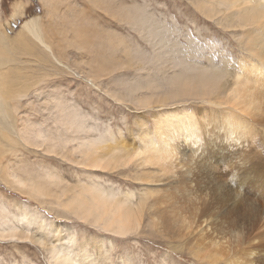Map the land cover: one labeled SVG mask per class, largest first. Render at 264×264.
<instances>
[{
	"label": "rangeland",
	"instance_id": "rangeland-1",
	"mask_svg": "<svg viewBox=\"0 0 264 264\" xmlns=\"http://www.w3.org/2000/svg\"><path fill=\"white\" fill-rule=\"evenodd\" d=\"M198 4L0 0L7 39L0 40V88L7 95H0V232L7 231L0 233V264H55L52 246L78 253L80 264H207L218 235L232 251L249 250L255 264H264V245L256 250L264 233V95L247 118L190 97L172 106L158 99L181 64L215 65L231 83L246 56L242 29L218 16L220 8L204 13ZM20 6L25 15L12 19ZM36 17L59 65L29 34L30 43L19 38L22 23ZM159 56L174 61L169 70ZM165 110L205 116L208 133L192 134L198 141L186 168L159 172L160 162L143 164L129 153L145 145L142 133L152 139L161 129L156 118ZM99 137L94 147L84 145ZM93 190L141 203L119 212L124 236L76 212L82 199L91 206L82 196ZM13 227H30L33 238L1 235ZM231 252L220 249L221 256ZM224 259L217 254L214 264Z\"/></svg>",
	"mask_w": 264,
	"mask_h": 264
},
{
	"label": "bare ground",
	"instance_id": "bare-ground-1",
	"mask_svg": "<svg viewBox=\"0 0 264 264\" xmlns=\"http://www.w3.org/2000/svg\"><path fill=\"white\" fill-rule=\"evenodd\" d=\"M198 1V8L202 12L205 13L207 9L218 7L220 8L218 16L220 15L221 18H226V22L237 24V26L242 29V36H240L241 52L246 53V56L242 59L240 70L232 77L231 83L227 81V78H224V76H228L227 72H223L221 68L215 65H212V68H209L203 64L194 63L192 64L193 68L190 69L187 68L185 64H181V74L170 69L171 75L164 80L163 84L164 87H166V90L164 88V92L158 96V99H161L160 103L163 104V102H167L168 105L172 106L175 105L174 102L190 97L195 102H201L200 104L217 105L223 109V111L234 113L243 118H247L246 112L249 115L256 114V111L259 109L258 104L260 103L261 97L264 95V0ZM45 2L48 3L49 0H45ZM24 13L25 11L23 12V7L20 6L15 12H13L11 18L22 17V15H25ZM209 15L211 16L210 13ZM46 17L49 16L46 15ZM39 19L40 18L36 17V19L30 18L24 21L19 29V38H21L25 44L30 43L29 39L24 37L25 34H29L33 41L45 50L51 59L59 65V58L54 54L52 44L45 37L43 23H40ZM7 35L6 32V36ZM4 36L5 31L3 29V31H0V40L5 44L7 39L4 38ZM0 50L1 52L5 50L3 44H1ZM158 60L161 61L168 70L174 62L172 60H165L161 56H159ZM166 62H168V64ZM190 71L194 72L190 75L186 74ZM222 83L225 85H222ZM158 88L161 89V87L153 85V89L159 90ZM137 89L145 90L140 87H137ZM4 92L5 90L0 88L1 96H5ZM256 95H259L260 98L256 99ZM155 97L157 96L155 95ZM179 103L180 102L177 104ZM12 104H15V97L12 98ZM160 111H163V109H160ZM165 112L166 113L163 116L159 115L156 118L161 125V129L153 133L152 139L146 138V134L142 133L141 141L145 145L142 149L129 153L131 157L136 158L139 161L141 160V163L143 164L155 161L160 162L159 172L167 171L168 166L175 167L179 165L176 167L177 169L181 167L182 169L186 168V162L189 161L187 160V157L188 159L189 157L195 158L194 151L196 150L193 148H196V142L198 141L196 136H198V134L200 135L199 130L203 129L205 134L208 133V131H206L207 119L205 116H201L202 118H200L190 112L184 114L182 112L180 115L175 112L171 113V111L168 110H165ZM243 118L240 125L242 128H245L246 123ZM223 121L225 122L226 120L223 119ZM236 125L237 124L230 121L231 127ZM2 131L3 129L0 130V133ZM4 131H6V128H4ZM192 134H195L196 136ZM223 136L225 137V135ZM100 140V137L95 140H89L85 142L84 145L94 147ZM228 143L234 148L230 141ZM112 150L120 152L117 148H113ZM180 154L181 156H179ZM126 155L127 154L124 156ZM192 158H190V161H192ZM83 197L92 200L91 206L89 207L86 204V201L82 199L81 205H78L76 212L86 213V222L90 224H101L103 227H107L109 231L121 236H124L128 229L127 226L120 222L119 212L131 210L134 205L139 207L141 204L139 202L130 205L128 199H122V201L118 200L115 198V195L106 193L103 190H93L89 194L83 195L82 198ZM84 203L87 209L82 206ZM115 216H118V218ZM29 225L31 226L30 223ZM28 230H30V227L27 228V232H29ZM8 231V233L1 235L11 238L17 236L25 239L29 236L27 232L20 230L17 227H13V229H9ZM3 232L5 233L7 231L2 230L0 233ZM260 237V243L256 247L257 251L260 250L262 245H264V233H262ZM29 238L31 239L33 236H29ZM217 239L219 240L213 242V245L216 246V254L208 255V257H211V260L206 261L207 264H214L217 259V254L218 259L225 258L222 264H255L253 259L250 258L249 250L238 251L236 249L232 251V248L230 247L231 243L225 240L224 236L218 235ZM38 242L40 241L38 240ZM44 243H46V241ZM202 243L206 244L205 242ZM40 244L43 243L40 242ZM210 244L206 245L209 249H211L209 247ZM223 244H225L226 247L222 246ZM235 244L240 245L241 241L236 238ZM221 247L227 248L232 252L221 256ZM207 248L205 250H207ZM223 251L227 252L225 250ZM49 253L52 256V260L55 261V264H76L73 258H77L76 255L78 253L74 254L73 257L70 253L63 250V247L56 249L54 246L49 249ZM206 257L207 256L203 257V259ZM77 259H79L77 264H80L82 258L78 257Z\"/></svg>",
	"mask_w": 264,
	"mask_h": 264
}]
</instances>
